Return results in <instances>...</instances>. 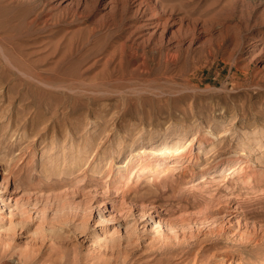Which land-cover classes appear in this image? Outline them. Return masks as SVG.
<instances>
[{"label": "rangeland", "instance_id": "1", "mask_svg": "<svg viewBox=\"0 0 264 264\" xmlns=\"http://www.w3.org/2000/svg\"><path fill=\"white\" fill-rule=\"evenodd\" d=\"M2 169L0 264H264V0H0Z\"/></svg>", "mask_w": 264, "mask_h": 264}, {"label": "bare ground", "instance_id": "2", "mask_svg": "<svg viewBox=\"0 0 264 264\" xmlns=\"http://www.w3.org/2000/svg\"><path fill=\"white\" fill-rule=\"evenodd\" d=\"M74 90V89H73ZM36 107V106H35ZM40 110V108H37ZM38 110V111H39ZM35 112V111H34ZM38 113V112H37ZM36 114V112H35ZM26 115V114H25ZM24 115V116H25ZM37 115V114H36ZM39 115V114H38ZM62 115V114H61ZM16 117V116H15ZM33 116H31L32 118ZM62 117V116H61ZM41 118V117H40ZM43 118V117H42ZM54 118V117H52ZM51 118V119H52ZM25 119V118H24ZM27 119V118H26ZM49 118H47L48 120ZM16 120V119H15ZM36 120V119H35ZM39 120V119H38ZM46 120V121H47ZM66 120V119H65ZM17 121V120H16ZM52 121V120H51ZM9 122V121H8ZM12 122V121H11ZM15 122V121H13ZM23 122V121H22ZM34 122V121H33ZM41 122V121H39ZM43 122V121H42ZM48 122V121H47ZM46 122V123H47ZM70 122V121H69ZM21 123V122H20ZM54 123V122H53ZM65 123V121H64ZM71 123V122H70ZM25 124V121H24ZM37 124V123H36ZM44 124V123H43ZM20 125V124H19ZM48 125V124H47ZM21 126V125H20ZM23 126V125H22ZM43 126V125H42ZM56 126V125H55ZM70 126V125H69ZM18 127V123L17 126ZM15 127V128H16ZM41 127V126H39ZM45 127V126H44ZM42 127V129H44ZM76 127V126H75ZM36 128V127H35ZM46 128V127H45ZM18 129V128H17ZM69 129V128H68ZM17 131V130H15ZM187 131L182 129H178L176 131L174 130H166L164 132H157L156 134H151L149 137H144V139H139V141L135 144L131 143L127 147H122L121 151L124 153L128 154L129 157L126 161L123 163H118L115 165V170H114V180L117 181L116 183H120L121 178L126 174L128 171L129 167L135 163L139 167H141L142 170L146 168H151V167H157L160 164H162L164 161H166L171 155L172 156H177L181 155L182 153V146L176 147V145L180 142H182L183 138L186 136ZM74 133V132H73ZM65 144V143H64ZM142 144V145H141ZM181 144V143H180ZM141 145V146H140ZM137 148V150H136ZM140 148V149H139ZM78 149V148H77ZM80 150V149H78ZM77 150V151H78ZM135 150V152H133ZM120 151V152H121ZM74 150L73 149H62L61 150V160L64 165L67 164L68 168H71L73 165L78 163V160L73 158ZM33 154H31V157H28L24 164L20 167V171L24 170L26 172V176L28 174H31L29 172L33 171ZM68 155V157H66ZM77 155V153L75 154ZM121 155V156H122ZM30 156V155H29ZM22 158V157H19ZM68 158V159H67ZM81 159V158H80ZM101 158H96L92 162V167L98 168L100 167ZM234 159L230 156L227 155L225 157L219 158L214 165L207 167L209 172H216L220 170L224 165L230 163ZM112 162V161H111ZM19 171V169H18ZM17 171L14 169H2L0 170V174L2 175V178L6 177H11L15 178ZM125 177V176H124ZM123 179V178H122ZM108 223V219H105V217H99V222L97 223L99 226H102L104 224ZM8 228V227H5ZM10 228L6 229V231L9 233ZM10 264H20L19 260L16 258H13L11 260Z\"/></svg>", "mask_w": 264, "mask_h": 264}]
</instances>
